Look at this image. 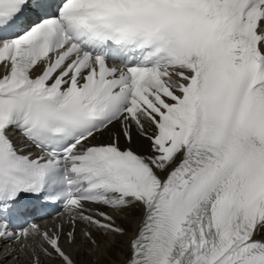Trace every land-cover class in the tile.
Wrapping results in <instances>:
<instances>
[{"label": "snow or ice", "instance_id": "6c2138e0", "mask_svg": "<svg viewBox=\"0 0 264 264\" xmlns=\"http://www.w3.org/2000/svg\"><path fill=\"white\" fill-rule=\"evenodd\" d=\"M126 223L120 264H264V0H0L5 258L108 264Z\"/></svg>", "mask_w": 264, "mask_h": 264}, {"label": "bare ground", "instance_id": "6f19581e", "mask_svg": "<svg viewBox=\"0 0 264 264\" xmlns=\"http://www.w3.org/2000/svg\"><path fill=\"white\" fill-rule=\"evenodd\" d=\"M134 143L145 145V142L138 140L135 137V135H134ZM124 226L127 229V236L123 238H119V243L117 244V246L110 251V259L108 261V264H112L113 261H115V264H120V262L126 256V252H127L126 243L127 240L133 235L134 226L132 224H127V223L124 224ZM75 259L77 260V264H93V261L96 260V257L93 254L87 252V250H84L81 254L76 255ZM0 264H16V263L15 260H11L10 258H8L5 261L0 262Z\"/></svg>", "mask_w": 264, "mask_h": 264}]
</instances>
